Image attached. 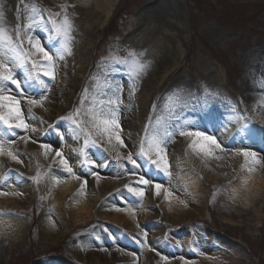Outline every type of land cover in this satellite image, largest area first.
Wrapping results in <instances>:
<instances>
[{"label": "rangeland", "instance_id": "obj_1", "mask_svg": "<svg viewBox=\"0 0 264 264\" xmlns=\"http://www.w3.org/2000/svg\"><path fill=\"white\" fill-rule=\"evenodd\" d=\"M98 2L101 0H0V19L13 37L16 25L27 22L25 17L32 6L42 11L43 20L33 34L53 54L62 50V45L57 43L53 47L56 34L49 32L52 27L48 22L49 15L60 13L63 16L61 6L69 5L67 15L73 24L71 55L65 53L63 60L54 57L55 79L42 75L48 65L39 55L32 57L37 62L36 67L29 62L26 68L18 71L20 79L25 80L31 72L32 78L27 82L34 84L35 91L32 92L37 97L42 89L38 76L54 90L52 94L63 91L70 80L79 82L73 89L72 98L69 96L64 103L61 100L53 106L52 117L45 115L47 111L43 107L37 106L39 111L33 108L34 118L40 125L36 142L55 146L72 168L69 154L78 148L86 155L90 152L101 155V158L96 156V160L90 156L96 163L100 161V167H90L91 163L87 161L82 172L74 170L75 175H69L42 159L40 152L34 155L25 147L31 135L29 129L17 130L16 136L4 137L6 152L0 154L3 169L0 189L12 186L15 192L19 186L31 188L26 198L19 195L16 202L0 205V264H264L263 195L255 197L258 212L251 207H241L239 197L232 189L235 183L232 177L224 179L220 173L210 170L207 162L188 149L189 141L185 138L178 134L175 137L183 139L182 149L179 148L183 165L199 179L195 193L186 189L185 178L178 182L174 179L168 150L171 142L166 145L170 175L157 171L146 156L138 155L146 135L145 127L138 135H127L137 143L136 152L128 148L117 157L105 148L106 138L92 133L90 141L94 139L96 145L91 142L85 145L84 133L77 135L71 121L60 119L80 108L74 119L90 130L89 108L92 104L98 106L106 85L111 84V91L121 99L127 95L126 98L132 99L131 103L137 101L129 106L136 111L142 99L145 100V125L152 116L151 128L147 131L149 137L156 133L163 135L177 118L198 121L202 130L216 137L220 123H223V129L237 125L230 138L228 134L225 141L217 137L224 141L222 144L227 151L237 147L264 154V129H260L259 124V118L264 117V107L257 108L259 102L264 101V0H103L101 5L111 4L112 16L102 27L99 24L104 21L105 13L96 7ZM36 19H40L39 15ZM25 48H28L27 43ZM179 49L186 53L185 58L158 82L167 61L163 53L171 54ZM130 51L136 53L137 59L149 64L139 80L133 79L130 67L114 63V59H127L130 63L133 59L128 56ZM81 72L84 77L79 81ZM85 88L87 93L83 91ZM125 88L129 89L126 94ZM85 96L86 101L81 104ZM125 108L122 103L121 114L125 113ZM210 113L213 118L197 120ZM255 121L259 123L253 124ZM245 125L259 128L260 139L246 143ZM0 130H3L2 126ZM66 134L72 137L76 149L65 148L63 135ZM121 135L127 145L123 131ZM144 146L147 149L146 142ZM7 150L24 158L25 172L17 168L14 170L18 173L11 172L13 160ZM129 153L142 165L134 170L136 175H145L169 192L176 190L175 197L170 195L166 200L163 192V199L156 201L154 184L130 182V186L148 192L126 203L122 201L128 198V183H116L113 190L93 191L98 203L89 201L91 219L78 226L73 225L72 210L75 203L85 197L83 193L66 194L58 210L51 205L55 189L49 185L47 175L52 174L58 180L77 175L90 180L91 172L95 171L118 181V177L133 175L129 171L133 166L126 159ZM152 159H156L155 155ZM178 164L182 166L180 160H177ZM37 173L38 180L34 179ZM95 183V180L88 181L81 190L86 192L91 186L95 188ZM147 198L152 201L147 203ZM102 200L104 205H100ZM196 200L202 202L201 207H196ZM189 209L195 213L183 214ZM117 210H127L129 220H114L112 214ZM11 219L25 221L24 233L16 239L5 227ZM47 221L60 230L53 241L42 239ZM185 232L189 234L187 237ZM124 253L131 258L122 257Z\"/></svg>", "mask_w": 264, "mask_h": 264}, {"label": "snow or ice", "instance_id": "obj_2", "mask_svg": "<svg viewBox=\"0 0 264 264\" xmlns=\"http://www.w3.org/2000/svg\"><path fill=\"white\" fill-rule=\"evenodd\" d=\"M62 11L63 16L60 13H53L49 15L48 22L52 25L49 32H54L56 34V42L62 45V50L58 49L55 54L51 52V49L46 50L45 46L41 44L40 40L34 36V31L39 25L40 21L43 20V13L41 10L32 6L29 15L25 17L26 23L23 25L17 24L14 31L15 36L13 37L12 32L0 19V126L3 130H0V154L6 152L5 149V136H16L17 130L26 131L29 129V120L34 118L33 108L43 107L44 100L47 99V91L50 90V85L37 77V81L42 84V89L37 97L36 94L28 92V87L31 85L27 84V80L32 78L31 72L25 81H21L19 69L26 68L27 64L31 62L33 68L36 67V60L32 59L34 55H39L43 57V60L47 62V69L43 72L44 77H48L50 80L55 79V59L63 60L64 54L71 55V34L73 31V24L67 15V8L69 5H63ZM39 15L40 19H36ZM2 17V13H0ZM19 19V16L17 17ZM59 18V19H57ZM25 43H27L28 48H25ZM139 55H143L140 53ZM129 57L133 59L129 63L127 59H114V63L120 67H130L133 79L139 80L146 73L149 64L147 62H142L136 58V53L130 51L128 53ZM13 88L16 90L13 93ZM112 85L107 84L104 93L99 99V104L96 106L92 104L89 108L91 129L81 127V123L74 119V115L80 113V108L75 110L74 114H69L66 117H61V120L71 121L74 127V132L77 135L83 132L85 135L84 144L88 145L90 142L96 145V141L93 139L90 141V136L95 133L96 136L100 138H106V142L112 146L114 150L119 148H125L127 145L121 135L123 129L120 123L121 111L120 105L123 103L122 99L116 95L114 91H111ZM84 93L88 92L85 88ZM111 93V94H110ZM134 95V92L132 93ZM179 98L177 97V100ZM86 101V96L82 97L81 104ZM23 102V107H22ZM264 107V101L259 102L257 108ZM25 108L27 110V116H25ZM156 105H153V112H155ZM256 109H254L255 111ZM175 112V109H172ZM152 116L149 117V123L145 125L146 135L141 141L140 152L138 155L147 157L151 164L156 166L157 171H161L164 175H170L169 168L170 165L167 163L166 145L169 142H174L176 135H180L189 140L188 149H191L193 153L202 158H214L220 160L222 157L216 155V152L227 151L226 147L221 141L217 139L214 134H209L206 130L200 128L198 121H187L177 118L175 123L169 124L163 135L159 133L153 134L152 136L147 135V131L151 128ZM60 121H57L59 123ZM52 127V126H50ZM246 129L247 126L245 125ZM35 131V128H32ZM62 136V133H59ZM247 134L251 136V132L248 131ZM24 138V137H21ZM30 139V138H27ZM11 142V141H10ZM145 142L147 143V149L145 148ZM41 147L46 149L44 155L47 158L48 152L52 151L51 145L41 144ZM244 159V163L241 165V169H246L247 172L253 173L257 171V166L264 167V160H262L257 152L248 151L241 149L238 153ZM7 155L17 163H22L18 158L19 154L14 153L11 150H7ZM56 157H59V162L63 166L60 171L67 173L69 175H75L73 168L69 165L66 158L63 157L60 151H56ZM119 157V152L117 151ZM155 155L156 159H152ZM128 163L132 164L133 174L136 168L142 167L136 159H134L133 154L129 153L127 155ZM163 165V166H162ZM101 165L96 163V161H91L90 167H100ZM106 166V165H104ZM91 175L96 176L99 179V174L95 171L91 172ZM77 179L80 177L77 175ZM34 179H39V173ZM54 182L59 183L56 177H53ZM139 180L143 182L144 185L154 184V188L159 190L162 188L160 183H154L151 179L146 178L145 175L141 174ZM87 181L81 183L80 188L84 189ZM130 192H134L136 195L142 197L144 195L143 191L135 192V189L129 188ZM165 199L167 200L170 195H172L168 189H164ZM5 193L0 192V195ZM159 195V191L156 192ZM184 203V201H180Z\"/></svg>", "mask_w": 264, "mask_h": 264}, {"label": "bare ground", "instance_id": "obj_3", "mask_svg": "<svg viewBox=\"0 0 264 264\" xmlns=\"http://www.w3.org/2000/svg\"><path fill=\"white\" fill-rule=\"evenodd\" d=\"M101 2H103V0H101ZM101 2H98L100 4H97V8L98 9H102V11L105 13V18L104 21L101 22V24H99L100 27L104 26L107 21L109 20V18L112 15V6L111 4H108L109 2H106L103 5H101ZM105 2V1H104ZM184 51L179 49L176 50L175 52L169 54V52H165L163 53V58L167 59L166 61V66L164 67L162 73L160 74V77L158 78V82L164 80L166 78V76L172 72L173 70H175L183 61L184 59ZM84 77V72H81L79 74V81ZM21 81H25V79H21ZM28 85H31L30 83L27 82ZM79 82L73 80H70L69 83L67 84V86L65 87V89L63 91L59 90V91H55L53 94L52 92L54 90H50L51 92L46 93L47 94V99L44 100L43 102V108H45L47 112H45V115H49L52 117L53 115V106L57 103L60 102L62 100V102L64 103V101H67V98L70 96V98H72V96L74 95L73 89L75 87V85H78ZM34 84H32L30 87H28V92L33 93L32 91ZM39 87H42V84H39ZM38 87V88H39ZM129 89L125 88V94L127 93ZM35 91V90H34ZM61 93V94H60ZM124 95V94H123ZM127 95H125V98H122L123 104H125L126 108H125V113L121 114V123H122V129L123 132L125 134V137L127 138V147L125 148H119L118 150H114L112 148V146L108 143H105V148L108 149L111 154L115 155L118 157L117 155V151L119 152V154H123L127 151V149L131 148L132 152H136L137 150V143L132 142V139H128L130 138L129 133H131L132 135L135 134H139L140 130L142 128L145 127V112L143 109V105H145V100L142 99V104L139 103L138 107H137V111L134 110V108H130V103L132 102L131 98H126ZM69 98V99H70ZM131 103V104H135ZM23 105V102H22ZM39 107V106H38ZM200 107V106H199ZM202 107V106H201ZM36 111H39V108H35ZM210 119L213 118V115L210 113L208 115L202 116V117H197L198 119ZM235 120H237L235 118ZM236 122V121H235ZM260 122V123H259ZM259 122L255 121L252 122L253 124H261L260 125V129H264V117L263 118H259ZM30 127L28 132L31 133L30 135V139L26 140L25 142V147L34 152V155H37V153H41V158L45 159L46 162H48L49 164L57 167L59 170L62 169V165L59 162L58 157H56L55 153H56V148L55 146L51 145L52 151L48 152V157L46 158L44 153L46 151V149L42 148L40 144H38L36 142V137L38 134V131L40 129V125L38 123V121L35 118L30 119ZM227 126V125H226ZM237 125H229L227 126V128L225 127V129H223V123H220L219 128L217 129V137L220 140H224V137L226 134H228V137L230 138V136L233 134V130ZM35 128V131L32 130V128ZM221 127V128H220ZM258 128V130L256 128L253 127H248L245 130V142L246 143H251L252 141H256L261 134V131ZM250 131L251 132V136H249L247 134V132ZM141 133V132H140ZM161 135V133H159ZM65 141V148H77L76 143L71 142L72 137H70L68 134L63 135ZM183 137V136H182ZM185 138V137H183ZM226 138V137H225ZM228 138V139H229ZM260 139V138H259ZM186 142H188L189 140H187L185 138ZM223 141V142H224ZM222 142V143H223ZM183 143V139L181 140L180 138H176L174 140V142H171L170 147H169V155L171 158V168H172V174L174 176V179L176 182H178V179L180 178H185L186 179V189L192 193H195L199 187V179L194 176L193 174H191L189 168H186L185 165H183V160L180 159V149H182V144ZM180 146V147H179ZM180 148V149H179ZM242 148H234L231 149L230 151H225V152H216V155L221 156L222 158L220 160H216L214 158H202L201 156V160L205 161L208 163L209 165V169L213 170L215 172H218L222 175V177L224 179H228L229 177H232V179L234 180V184L232 185V189L235 191V195H237L239 198V202L241 204V207H251L253 209V211L258 212V209H256V199L255 197L258 195H263L264 197V167H259L257 166V171L253 172V173H249L247 172L246 169L242 170L241 169V165L244 163V159L241 155H239V151ZM107 150V151H108ZM247 150V149H244ZM108 151V152H109ZM248 151H255V150H250L248 149ZM258 156L264 160V154L258 153ZM96 160V156L97 158H101V155H99V153H92L90 152L89 154L86 155V152L84 150L81 151V149L76 151H73L69 154V160H70V164L74 167L73 170H77V171H83V167L82 166H87V163L91 161H93V159L91 157ZM22 163H17L16 161H12L10 163V168L9 169H13L11 172H13V174L18 173V171H15L14 169H18L20 172H25V166L27 165L26 162L24 161V158H21L20 156L18 157ZM2 158L0 157V172H2L3 169H1L2 166ZM177 160H180L181 165H177ZM88 161V162H87ZM98 164L101 165L100 161L97 162ZM5 167V165H4ZM185 167V168H182ZM99 174V179H97L96 176H92L90 178V180H87L85 178H83L82 176H80V179H77L74 176H70L69 178H65L63 180H59V183L54 182L53 176L52 174L47 175L49 177V185L51 187H53L55 189L53 195V199L51 200V205L55 206V210H58V206L61 202V200L66 196V194H71L73 192H75L76 194H80L83 193L84 194V198L80 201H78L77 203H75V205L73 206L74 209L72 210V216H73V225L78 226V225H82L85 224L87 221H89L91 219V208H89L90 202L91 200L95 201L96 197H93V191H103L107 190L109 191V189H112L115 187V184L118 183V185H120V183L123 182H127L128 183V187L129 188H133L135 189V192H140L143 191L144 193L148 192V191H144L143 188H140L138 186H130V182L133 183H140L141 181L139 180V175L133 174L132 177L128 176L126 179L124 177H118V181H116V179H112L111 177L107 176V175H101L99 172H97ZM207 176H210L209 174ZM1 178V177H0ZM56 179L58 180V178L56 177ZM88 181L92 182V180L96 181L95 183V188L94 186H91V188L87 189L86 192H83L81 190V188L79 187L81 185V183H84V181ZM126 183V184H127ZM61 184V185H60ZM94 185V183H93ZM177 187V185H176ZM30 186L28 185H23V186H19L18 189L13 192V187L12 186H8V188H6L5 190H1L0 192L5 193L4 195H0V198L2 202H0V205H7L8 202L10 201H15L16 202V197H18L19 195H22L24 198H26L27 194L30 193ZM172 188V187H171ZM170 188V189H171ZM159 195L156 194V201L163 199L161 197L162 193L164 192V188H161L159 190ZM175 191L176 190H171L170 193L172 194L173 197H175ZM165 193V192H164ZM138 197V195H136L134 192H129L128 198L126 197V199L122 202H126L129 203L130 201L133 202L135 201ZM174 199V198H173ZM152 199L151 198H147V203L151 202ZM154 201V200H153ZM14 202V204H15ZM96 203H98V200L95 201ZM196 207H201L202 202L197 201L196 200ZM2 203V204H1ZM105 201L102 200L100 202V205H104ZM195 204V203H194ZM129 205V204H128ZM129 207V206H128ZM254 207V208H253ZM194 214L195 211L194 210H187L186 212L184 211L183 214ZM129 212L127 210H117L115 211L113 215V219L116 221H120V222H125L129 220L128 217ZM14 221L8 220V223L5 224V227H7L9 233L11 234V236L13 238H18L22 235V233H24V224L25 221L24 220H19V219H13ZM59 227L57 225H54L53 223H50L49 221H47L45 223V226L43 227V233H42V239H46V240H55L56 236L60 233V230L58 229ZM186 237L189 235L187 234V232H185ZM189 239V238H186ZM124 258H131L129 257L127 254H123ZM229 258V257H228ZM227 258V259H228ZM232 262V261H231Z\"/></svg>", "mask_w": 264, "mask_h": 264}]
</instances>
